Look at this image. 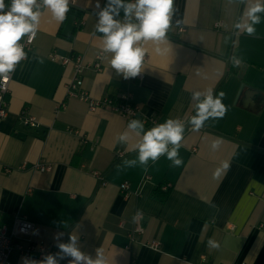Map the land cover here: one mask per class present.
I'll return each mask as SVG.
<instances>
[{
    "label": "crops",
    "instance_id": "0c3cea01",
    "mask_svg": "<svg viewBox=\"0 0 264 264\" xmlns=\"http://www.w3.org/2000/svg\"><path fill=\"white\" fill-rule=\"evenodd\" d=\"M95 3L69 0L63 22L45 4L36 9L33 48L14 69L9 113L0 120V223L10 226L15 214L24 215L36 224L33 242L57 246L71 235L93 259L101 249L106 264H198L202 255L206 264H264V12L256 13L260 23L248 35L252 21L242 15L241 0H173L167 38L134 45L146 50L145 77L127 82L111 67L114 53L104 50ZM113 19L121 26L139 22L123 7ZM101 51L103 68L84 72L85 89L95 98L129 91L141 114L160 124L187 119L181 165L173 167L167 153L142 164L140 145L150 125L132 128L120 114L91 112L68 95L74 67L51 54L93 62ZM221 93L226 114L208 116L197 130V105ZM26 116L39 125H25ZM37 163L52 170H36ZM125 181L132 184L129 195L120 189ZM140 213L145 232L132 241L128 234ZM209 239L220 247L210 248ZM24 257L39 260L15 249L11 264Z\"/></svg>",
    "mask_w": 264,
    "mask_h": 264
},
{
    "label": "clouds",
    "instance_id": "9594fccd",
    "mask_svg": "<svg viewBox=\"0 0 264 264\" xmlns=\"http://www.w3.org/2000/svg\"><path fill=\"white\" fill-rule=\"evenodd\" d=\"M44 4L52 10L53 18L63 22L66 13L69 11V0H43ZM36 0H11L8 11H4V0H0V80L7 82L8 73L14 70V65L25 56L22 46L17 42L25 35H29L31 42L37 31L40 12L32 10ZM244 4L246 15L252 23L245 28V33L253 35L256 32L254 25L260 23V17L256 13L264 12V0H256L252 6H248V0H241ZM113 4L116 7H113ZM123 7L125 16H130L133 11L138 24L127 23L121 26L113 16L119 15V8ZM95 8H100L99 22L96 29L105 34L104 50L114 53L111 57V67L117 70V74L123 73L124 78H134L141 71V65L146 54L142 47H134L139 41H160L167 38V31L171 24V13L173 10V0H135L134 4H124L123 0H105L101 8L100 0H96ZM180 21H177L179 24ZM242 26L236 25L239 29ZM154 51L163 54L159 47ZM199 92L193 94V98H198ZM223 94L213 100L209 95L203 102L197 105L196 115L192 117V123L198 128L208 116L220 117L226 114V108L221 102ZM209 108L212 109L209 112ZM132 128L144 125L139 120H132ZM183 140V128L174 119L169 118L164 123L158 124L148 129L143 136V143L140 145L139 159L142 164H147L149 158L156 161L161 155L167 153V159L173 162V167L183 163L178 159V149ZM171 143L174 147L168 150L167 145ZM215 146V142H214ZM224 169L228 168L225 163ZM220 169H217L219 174ZM208 246L213 249L220 247L219 242L209 239ZM59 252L48 253L36 260L30 257L22 258L23 264H58V259L66 256L74 257L69 264H106L101 249H96V258L85 256L76 246V237L69 235L68 243L58 244Z\"/></svg>",
    "mask_w": 264,
    "mask_h": 264
},
{
    "label": "built area",
    "instance_id": "2783aa9c",
    "mask_svg": "<svg viewBox=\"0 0 264 264\" xmlns=\"http://www.w3.org/2000/svg\"><path fill=\"white\" fill-rule=\"evenodd\" d=\"M5 9L4 11H8L11 6V0H4ZM44 2L42 0H36V3L33 5L32 10L35 12L37 8L43 7ZM83 21H80L82 24ZM139 23V22H138ZM137 23V24H138ZM182 31V29H180ZM170 32V27L167 31V34ZM30 35V34H29ZM29 35H25L21 38L17 43L22 46L24 53L20 61L28 55V53L32 50L35 38L29 42ZM36 37V36H35ZM51 58L54 61L61 63L64 66L71 65L74 67V76L67 85L68 95L70 97L76 98L80 101L87 103L89 110L91 112H95L98 109H107L109 111L115 112L123 116L129 121L139 120L145 125H150L154 127L159 123V121L155 117H146L141 114L140 107L134 102L133 95L126 91L120 94L118 97L106 96L102 98H95L90 95L89 91L84 87V79L83 74L88 69H94L96 71H101L103 68V59L104 52L101 51L96 56L93 62L86 60L84 55H61L58 53L51 54ZM148 56L145 55L142 65L145 61H147ZM19 61V62H20ZM18 62V63H19ZM14 65V69L17 64ZM140 73L134 78L125 79L127 82H131L134 79L143 80L145 77V73L142 69ZM13 71L8 73L9 79L7 82H3L0 80V120L4 119L9 113V94H10V84L13 77ZM65 108V104L61 103L56 107V114L61 112L62 109ZM179 125L182 126L183 130L186 128L187 119H180L176 121ZM24 123L27 126L36 127L39 125V121L34 116H26L24 117ZM36 170H40L43 172H49L52 170V165L37 163L35 165ZM7 172H11V169H7ZM97 177H100L101 180H104L100 173H94ZM149 178L148 175L145 177ZM171 187V184H166L161 187L163 191H168ZM132 184L130 181H125L120 186V189L125 194L131 193ZM143 214H137L135 217V222L133 228L130 230L128 236L133 241L135 240V236L138 234H143L145 229L142 223ZM36 229V224L34 221L30 220L24 215L15 214L12 225L1 224L0 223V264H11V253L13 250H18L21 254L27 256H35L39 259L42 258L43 255L52 253L56 254L59 252V248L53 244L46 243H35L32 241V235ZM26 241V243H25ZM148 246L153 248H160V242L158 241H148L146 243ZM84 254V253H83ZM85 256H88L84 254ZM74 257L66 256L64 259H58L60 264H69L70 260H73ZM201 261L198 264H206L208 259L205 255L201 256ZM79 264H84L83 261L79 262ZM243 264V263H241Z\"/></svg>",
    "mask_w": 264,
    "mask_h": 264
},
{
    "label": "water",
    "instance_id": "95a60500",
    "mask_svg": "<svg viewBox=\"0 0 264 264\" xmlns=\"http://www.w3.org/2000/svg\"><path fill=\"white\" fill-rule=\"evenodd\" d=\"M243 69H244V68H242V70H241L242 72H243ZM59 264H60V262H59Z\"/></svg>",
    "mask_w": 264,
    "mask_h": 264
}]
</instances>
